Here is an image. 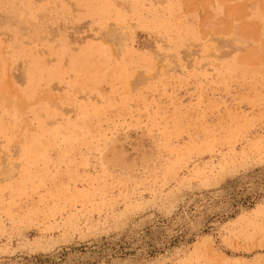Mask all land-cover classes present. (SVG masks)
Here are the masks:
<instances>
[{
    "label": "rangeland",
    "instance_id": "rangeland-1",
    "mask_svg": "<svg viewBox=\"0 0 264 264\" xmlns=\"http://www.w3.org/2000/svg\"><path fill=\"white\" fill-rule=\"evenodd\" d=\"M0 264H264V0H0Z\"/></svg>",
    "mask_w": 264,
    "mask_h": 264
}]
</instances>
